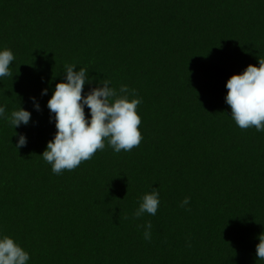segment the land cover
<instances>
[{
  "label": "trees",
  "instance_id": "16d2710c",
  "mask_svg": "<svg viewBox=\"0 0 264 264\" xmlns=\"http://www.w3.org/2000/svg\"><path fill=\"white\" fill-rule=\"evenodd\" d=\"M0 48L15 56L0 105L32 113L16 129L0 120V234L27 264H264V132L225 102L226 81L264 59V0H0ZM65 64L88 71L85 92L135 89L143 139L56 175L40 155ZM153 188L156 215L135 217Z\"/></svg>",
  "mask_w": 264,
  "mask_h": 264
},
{
  "label": "clouds",
  "instance_id": "9594fccd",
  "mask_svg": "<svg viewBox=\"0 0 264 264\" xmlns=\"http://www.w3.org/2000/svg\"><path fill=\"white\" fill-rule=\"evenodd\" d=\"M15 56L11 49L0 48V79L12 76L10 64ZM258 67L249 64L239 74H233L226 81L225 102L231 109V118L241 129L254 127L264 132V59L258 58ZM77 65H64V79L56 83L51 97L47 101L50 120L55 121L56 132L47 142L40 155L51 165V171L60 175L64 170H74L81 162L90 160L98 150L107 146L116 153L131 151L138 147L143 139L139 126L141 117L137 108L142 99L135 89L121 84L119 89L110 86L111 81L104 79L97 86L85 92V85H91L88 71ZM48 89H42L41 95H47ZM35 111L40 104L35 97L30 98ZM85 108L89 110L86 116ZM32 113L21 106L6 112L0 105V120H7L14 129L27 126ZM16 148L26 146L24 134L16 133ZM186 197L181 207L189 204ZM160 204L159 192L153 188L139 198V207L134 216L139 218L145 213L156 215ZM144 239L151 240V222L143 225ZM256 256L264 260V234L258 237ZM31 259L29 252L20 246L11 236L0 234V264H27Z\"/></svg>",
  "mask_w": 264,
  "mask_h": 264
}]
</instances>
